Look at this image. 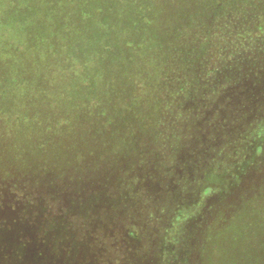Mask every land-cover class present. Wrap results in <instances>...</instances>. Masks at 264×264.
Segmentation results:
<instances>
[{"label": "trees", "instance_id": "trees-1", "mask_svg": "<svg viewBox=\"0 0 264 264\" xmlns=\"http://www.w3.org/2000/svg\"><path fill=\"white\" fill-rule=\"evenodd\" d=\"M179 120L226 126L223 180L202 194L237 213L192 207L208 232L183 233L184 257L200 192L183 210L130 137L181 151L202 130ZM263 226L264 0H0V264H264Z\"/></svg>", "mask_w": 264, "mask_h": 264}, {"label": "rangeland", "instance_id": "rangeland-1", "mask_svg": "<svg viewBox=\"0 0 264 264\" xmlns=\"http://www.w3.org/2000/svg\"><path fill=\"white\" fill-rule=\"evenodd\" d=\"M262 13V12H261ZM18 41V42H17ZM17 43L18 46H20L21 48L24 46V40L23 38L20 36L17 38ZM22 41V42H21ZM143 67L147 68L148 65L144 64L142 65ZM141 72H136V74L139 76L143 75L144 73H142V68L140 69ZM148 80V79H147ZM150 80H154V77H150ZM149 81V80H148ZM222 121V120H221ZM179 122H181L184 126H186L190 131L192 130V135L195 134L194 132H200V130H202V135H197V136H188L187 139H182V143L184 146V142L186 140V148L183 147V149L180 151L179 147H176L174 145V142L176 141L172 135L169 134H164V135H158V138L150 136V142H151V146H150V151H149V147L147 145V143L143 142V141H139L136 142L134 141V138L136 135H129L132 139H133V146H135L136 148L139 146V144L142 145V148H144V156H151L152 159H157V161H161V163H157L151 164V167L154 168L158 165L162 164V169L168 171L167 172V178L164 179L163 183L160 185L162 188V192H165L167 188H169V194L171 196H173L175 194V192H181L182 195L181 197V208L184 210H188L189 206H190V202H195V198L196 196H194V191L198 190L200 193L198 195V202L196 203H192V207H196V205H198V203H200V201H204L202 202V207L204 209H215L212 212H208L207 213V217L209 214H214L215 211V215L219 214L221 211H223L225 218L226 215L228 217H231V221L235 222L236 220V210L234 207H229V213L226 212V196H224L222 199V193L223 190L222 188H220V190L214 195L212 196L210 193L209 195H206L204 197V195L202 194L203 190L206 188L205 184L206 182H208V179H210V177L212 178L213 182L215 183H220L222 182V176H218V174L223 173L226 170V157L223 156L222 154L219 155V152L222 150V148L226 145V126L223 127L222 123H220L218 120H179ZM143 124H139L136 125V129L140 128V129H144V131H147V123L142 122ZM169 123L173 124V121L171 120ZM146 125V126H145ZM149 127H152L153 129L156 127L159 130H161V126H157V125H149ZM126 128V127H125ZM120 131L122 132L124 130V127L121 125L119 127ZM150 129V130H153ZM168 133H170L168 131ZM158 144V146L156 145ZM212 145L215 147L216 153L213 154L212 152L209 153H205V149L208 147V145ZM233 148H235V146L232 145ZM139 152V151H138ZM149 156V157H150ZM213 160V161H212ZM153 161V160H152ZM218 164H220V166H224L223 168L224 171H220V172H216L214 165L219 166ZM199 166V168H198ZM209 167V171L207 168L205 167ZM213 166V167H211ZM219 166V167H220ZM171 168H173V170H171ZM162 174V173H159ZM179 180H181L183 182V186L184 189H178V184H175V182H179ZM170 182V184H169ZM173 182V183H172ZM166 191V192H167ZM173 192V193H172ZM193 196H194V200H193ZM178 198V199H179ZM236 199V198H234ZM172 202H174V198L172 197ZM234 202V201H233ZM232 201H228L229 205L233 204ZM205 204V205H204ZM213 204H217V207ZM195 205V206H194ZM196 211V208H195ZM187 212V211H186ZM194 213V209L192 208L191 212H188L186 214V217H184V220L182 221V224L180 226V228L182 229V234L179 236L180 241L181 238L183 239L181 242H178L177 245V250L174 251L179 253L180 250V245L182 244L183 247V257L187 255V250L189 249L190 243L188 242L190 239H188V241H186L185 239L187 238V236L184 238L183 233H192L196 226L195 224L200 227V228H205V229H200L198 228L200 231H205L208 232V226L206 224V222H204V217L205 215L203 214L200 215V211L198 212L199 214H193ZM48 215L47 218L44 217V222L45 225H48L49 228H47L48 233L52 232L55 235L58 234H62L64 232V230L62 229V226H58V221L60 220L58 217H56V215H54L53 212H49L47 213ZM171 215H174L173 213ZM46 221H48L46 224ZM61 222V221H60ZM66 226L67 223H65ZM179 227V226H177ZM213 229V228H212ZM264 230V226L259 229L258 231ZM221 233H216L214 237V243H219L218 247L224 246L226 245V222L223 223L222 227H221ZM47 231H45L46 233ZM211 234V233H210ZM183 235V236H182ZM223 236L224 239L218 238L220 236ZM131 238V237H130ZM194 241V239L192 240V242ZM203 243L200 246H203L204 244H208L210 243V239L209 237H204L203 238ZM211 245L213 244L212 242L210 243ZM209 244V245H210ZM79 245V244H77ZM210 248V247H209ZM109 255V253H108ZM174 254L169 252L168 250V256H173ZM220 264H224V260L222 259L220 262ZM178 264V263H177Z\"/></svg>", "mask_w": 264, "mask_h": 264}]
</instances>
